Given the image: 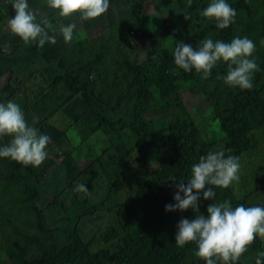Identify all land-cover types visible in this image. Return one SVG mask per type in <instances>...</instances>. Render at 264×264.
<instances>
[{
  "label": "rangeland",
  "instance_id": "obj_1",
  "mask_svg": "<svg viewBox=\"0 0 264 264\" xmlns=\"http://www.w3.org/2000/svg\"><path fill=\"white\" fill-rule=\"evenodd\" d=\"M132 1L110 0L105 13L81 20L76 13L59 17L56 10L46 6V0H29L30 7L36 10L37 20L50 21L51 27L57 29L60 23L75 25L71 41L64 42L57 32L56 43L47 42V47L38 58H34L33 48L36 44H25L8 30L7 18L14 14V10L10 0H0V99H12L19 103L23 111L28 112L26 116L24 111L29 123L33 116H38L35 126L50 137L46 145L48 155L36 166L35 178L39 184L50 197L61 199L59 201L64 204L67 195L63 199V194L69 192L68 180L73 187L76 183H83L85 179L87 181L83 172L92 169L94 174L88 187L90 195L77 192V198L81 199L78 201L92 204L101 199L100 193L107 184L99 167L106 172H115L116 167L121 169L105 195H108V200L102 202L104 208L88 211L77 225V230L85 235L84 239L90 240L92 247L110 252L121 246V231L112 205L131 194L136 176L147 177L158 165L153 158L143 161L135 159L139 140L125 127L133 115L132 104L136 96L134 86L131 85L128 91L126 89L131 74L129 65L146 66L153 58L155 49H167L172 56L174 41L182 40L195 47L199 40L218 30L212 19L196 16L200 9L198 0H191V5L187 0H143L139 20L146 26L148 36L128 17L127 10ZM202 2L206 6L208 0ZM246 4L248 8L239 11L232 37L248 36L255 42L252 55L259 70L254 72L252 79L253 84L261 87L259 94L264 98V0H246ZM43 47L37 46V51ZM58 58L63 60L69 71L78 72L80 81L86 79L88 88L100 93L109 101V105H119L117 111L107 114L112 129L118 133V147L110 140V134L102 131L97 124L94 109H90L78 97L67 99V89L62 85L50 89L45 84L41 69ZM176 72H165L168 75L167 88L174 86L170 95L161 96L163 90L159 79L149 83L154 99L150 103L152 110L144 113L143 119L147 122L149 133L155 137V145L164 150L175 147L180 139L179 133L169 136L168 129L177 124L182 127V133L188 134L193 125L200 129L196 136L199 153L204 155L208 151L222 150L226 138L221 129V118L228 114L234 98L244 89L230 87L222 79H217L218 74H225L226 62L218 61L207 78H202L196 72L198 76L189 79L177 76ZM170 77H176V80ZM36 108L42 111L36 113ZM248 136L249 148L240 156L239 181L227 188L209 185L215 190L213 200L227 199L233 206L237 203L246 206L264 204V125L249 128ZM183 144V158L191 156L190 142ZM188 145L189 148H186ZM119 151L124 152L125 168L118 166ZM177 182L180 181L174 176L164 179V192L170 200ZM14 183L17 184L15 193L27 210H19L16 214L10 206L2 208L0 264H17V258L26 256L32 250L38 252L44 249L50 254L57 250L55 246H65L70 242L63 232L67 220L61 210L52 213L48 198L43 196L29 199L34 190L28 185V178H17ZM28 200H33L36 207ZM211 202L199 200L197 211L206 214V206ZM195 214L191 208L165 212L164 208L158 207L148 213L150 218L147 222L174 237L178 220L191 218ZM170 242L175 244L174 238ZM186 245L196 247L193 242ZM259 250H264V241L256 238L246 246L241 256ZM139 257L146 258L144 252ZM192 262L204 264L198 258ZM127 264L144 263L142 258H136Z\"/></svg>",
  "mask_w": 264,
  "mask_h": 264
},
{
  "label": "trees",
  "instance_id": "obj_2",
  "mask_svg": "<svg viewBox=\"0 0 264 264\" xmlns=\"http://www.w3.org/2000/svg\"><path fill=\"white\" fill-rule=\"evenodd\" d=\"M142 1L133 0L131 5L135 4L133 6L130 5L127 13L132 23L142 30L144 34L150 36L146 26L139 20ZM198 1L200 9L196 12V16L205 7L202 0ZM227 1L236 9L234 22L228 27L224 29L218 28L216 32L208 35L213 40L229 41L233 35L239 11L248 8L246 0ZM189 13L192 14V12ZM213 22L216 25L214 20ZM47 44L46 42L40 51H37V45L34 46V58H38V55L47 47ZM129 68L131 74L129 75V83L126 84V89L128 91L131 85L134 86V95L136 96L132 104L133 115L129 118L125 127L135 134L139 140L135 159L143 161L146 158H153L158 165L150 172L149 176H136L134 178V188H131V194L126 195L123 200L112 205V209L118 218L119 230L121 231V246L114 252L104 248L95 249V247L91 246L90 240L88 238L84 239L85 235L77 230L80 218L88 211L92 212L104 208L102 202L104 199L108 200V195L106 197L105 195L113 186L115 176L121 171L120 168L116 167L115 170L117 171L115 172L113 170L106 172L99 167V171L104 175L107 184L104 191L100 193L99 198L101 199L92 204L78 201L81 199L77 198V192H73V184L68 180L69 192L63 194V199L67 195V202L63 204L59 201L61 199L50 197L43 189V186L39 184L35 178L36 166L24 165L3 157L0 158V212L4 206H10L11 210L16 214L19 210L23 212V209L27 210V207L15 193L17 184L14 183L17 182V178L26 177L29 179L28 185L34 190L29 199L37 195L43 196L48 198L52 213L61 210L67 220V225L63 228V232L65 237L70 239V242L65 246H55L57 250L51 251L50 254L44 249H40L38 252L32 250L29 254H25L26 256L17 258V264H127L136 258H142L144 264H193L192 261L197 258L204 262L202 258L195 255V248H189L186 244L181 247L171 243L170 240L174 238L173 234L162 233L155 224L147 222V219L150 218L148 213L151 210L158 207L164 208L166 203L173 202L164 192V179L167 176H174V179L185 180L183 182L186 183V179L191 174L192 163L203 155L198 152L199 142L196 140L200 129L191 125V131L188 134H184L180 125L176 124L170 127L167 131L168 135L174 136L178 132L180 139L177 142L175 141V147L164 150L155 145V137L149 133L147 122L143 119V114L152 110L150 103L154 97L149 87L150 81L156 78L159 79L160 88L163 90L161 96H166L171 94L174 86L167 88L166 80L168 75H165V72L171 74L174 70H177V76L181 75L189 79L196 78L198 74L195 71L184 72L183 69L176 66L167 49H155L153 58L150 59L146 66L129 65ZM41 72L45 84L50 89L62 85L67 89V99L78 97L90 109H94L97 124L102 131L110 134V140L118 147L119 136L107 120V114L117 111L119 105H109V101H106L100 93L97 94L91 88H88V81L86 79L80 81L78 72L69 71L61 58H58L50 65H43ZM170 79L174 81L176 77H170ZM253 85L251 89H244L234 98L231 108L227 110L229 111L227 112L228 114L221 118V129L226 138L222 148L225 155L242 156L250 145L248 129L264 125V98L259 94L261 87L258 84ZM24 111L27 116L28 112L25 109ZM41 111V109H35L36 113ZM9 139V136L0 137V143H7ZM185 140L190 142V148L189 145L186 148H189L192 155L183 158V143H187ZM122 153L124 152L119 151L118 166L125 168L126 161ZM83 173L87 176V181L85 179L83 183L88 188L91 185V175L94 173L92 169H87ZM28 201L36 207L33 200ZM145 214H147L146 221L144 220ZM166 241L169 243H166ZM143 252L147 259L139 257ZM255 254L241 256L236 261V264H254L253 258Z\"/></svg>",
  "mask_w": 264,
  "mask_h": 264
},
{
  "label": "clouds",
  "instance_id": "obj_3",
  "mask_svg": "<svg viewBox=\"0 0 264 264\" xmlns=\"http://www.w3.org/2000/svg\"><path fill=\"white\" fill-rule=\"evenodd\" d=\"M187 3L191 5V0ZM10 6L14 14L7 18V28L25 44H55L57 32L64 42L72 40L74 24L60 23L57 29L51 27L50 21L37 20L36 10L30 7L29 0H10ZM46 6L56 10L59 17L76 13L81 20H89L105 13L110 0H46ZM199 15L213 19L217 28L224 29L234 22L236 9L227 0H208ZM255 47L248 36H233L229 41L213 40L208 36L199 40L195 47L178 40L174 41L172 59L184 72L195 71L202 78L211 75L218 61L226 62L225 74H218L217 79L230 87L251 89L254 72L259 70L252 55ZM38 119L33 116L29 123L19 103L0 99V137H10L7 143H0V158L32 166L46 159L50 137L35 126ZM240 168L239 156L225 155L224 150L208 151L192 163L186 183L181 180L175 184L173 202L164 205L165 212L191 208L196 213L191 218L178 220L174 242L181 247L193 242L195 255L202 258L204 264H234L250 242L256 238L264 241V204L237 203L233 206L227 199L213 200L215 190L209 185L221 188L233 185L240 179ZM73 192L90 195L84 183H76ZM201 199L212 201L206 206V214L197 211ZM253 260L254 264H264V250L257 251Z\"/></svg>",
  "mask_w": 264,
  "mask_h": 264
}]
</instances>
